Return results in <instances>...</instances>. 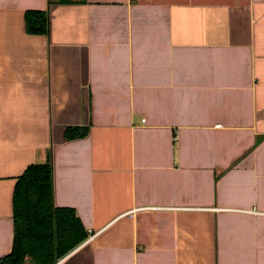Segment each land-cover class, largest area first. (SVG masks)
I'll use <instances>...</instances> for the list:
<instances>
[{"label": "crops", "instance_id": "obj_1", "mask_svg": "<svg viewBox=\"0 0 264 264\" xmlns=\"http://www.w3.org/2000/svg\"><path fill=\"white\" fill-rule=\"evenodd\" d=\"M46 163L58 264H264V0H0V259Z\"/></svg>", "mask_w": 264, "mask_h": 264}, {"label": "trees", "instance_id": "obj_2", "mask_svg": "<svg viewBox=\"0 0 264 264\" xmlns=\"http://www.w3.org/2000/svg\"><path fill=\"white\" fill-rule=\"evenodd\" d=\"M26 32H47L43 12H26ZM13 241L0 264H55L86 240L73 211L53 204L52 166H29L18 178L12 196Z\"/></svg>", "mask_w": 264, "mask_h": 264}, {"label": "built area", "instance_id": "obj_3", "mask_svg": "<svg viewBox=\"0 0 264 264\" xmlns=\"http://www.w3.org/2000/svg\"><path fill=\"white\" fill-rule=\"evenodd\" d=\"M142 122H144V121H142ZM55 264H58V263H55Z\"/></svg>", "mask_w": 264, "mask_h": 264}]
</instances>
